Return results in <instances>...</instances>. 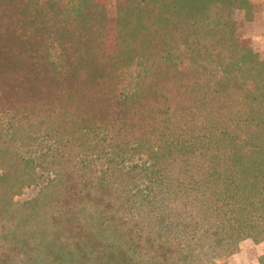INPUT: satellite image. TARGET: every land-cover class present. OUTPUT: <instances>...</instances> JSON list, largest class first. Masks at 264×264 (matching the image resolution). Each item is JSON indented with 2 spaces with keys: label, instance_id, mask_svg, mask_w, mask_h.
<instances>
[{
  "label": "trees",
  "instance_id": "trees-1",
  "mask_svg": "<svg viewBox=\"0 0 264 264\" xmlns=\"http://www.w3.org/2000/svg\"><path fill=\"white\" fill-rule=\"evenodd\" d=\"M239 13L0 0V264H218L264 242V59Z\"/></svg>",
  "mask_w": 264,
  "mask_h": 264
},
{
  "label": "rangeland",
  "instance_id": "rangeland-1",
  "mask_svg": "<svg viewBox=\"0 0 264 264\" xmlns=\"http://www.w3.org/2000/svg\"><path fill=\"white\" fill-rule=\"evenodd\" d=\"M106 5L109 17H112L116 4L120 0H99ZM254 5V14L251 21H247L243 13H239L237 20L239 35L261 58L264 59V0H251ZM47 175H43L37 184L24 190L23 194L17 197L18 201L32 198L39 188L44 185ZM264 255V242L255 244L250 240L243 242L237 253L227 259L219 261L218 264H259L260 257Z\"/></svg>",
  "mask_w": 264,
  "mask_h": 264
}]
</instances>
